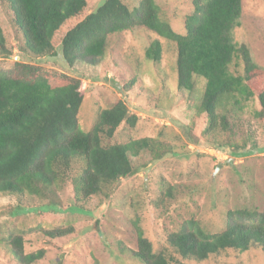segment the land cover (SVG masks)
Segmentation results:
<instances>
[{"label":"rangeland","instance_id":"374dc122","mask_svg":"<svg viewBox=\"0 0 264 264\" xmlns=\"http://www.w3.org/2000/svg\"><path fill=\"white\" fill-rule=\"evenodd\" d=\"M87 2L89 14L104 0ZM141 2L123 0L130 9ZM154 2L172 28L184 34L194 0ZM0 26L11 51L8 57L0 56L1 67L34 64L81 80L84 101L79 125L83 131L92 130L102 110L124 101L138 123L135 128L122 124L113 138H104V145L152 138L164 146L158 150L160 160L148 151L132 157L139 174L121 179L108 199L91 198L83 210L73 205L67 189L57 196V205L29 194H0V264H18L9 243L15 236L24 238L26 254L45 252L34 264H141L132 254L137 250L139 230L160 252L168 233L178 231L187 219L195 218L209 232L218 233L225 230L230 210L264 211V125L256 99L230 116L231 131L201 138L207 126L199 109L206 81L195 77L194 90L178 88L173 42L138 27L111 35L102 57L86 58L66 68L61 55L39 57L25 50L7 0H0ZM233 39L247 46L253 61L264 70V0H242L240 26ZM156 40L162 44L159 62L146 57ZM57 51L61 54L60 48ZM239 71L243 73V66ZM225 144L229 146L219 147ZM249 150L254 151L249 156L232 155ZM57 228L73 231L56 239L43 232ZM178 264H264V254L252 248Z\"/></svg>","mask_w":264,"mask_h":264},{"label":"trees","instance_id":"16d2710c","mask_svg":"<svg viewBox=\"0 0 264 264\" xmlns=\"http://www.w3.org/2000/svg\"><path fill=\"white\" fill-rule=\"evenodd\" d=\"M7 1L25 50L39 57L61 55L66 68L86 58L102 57L111 35L138 27L173 42L178 88L194 90L195 77L206 81L199 109L207 126L204 122L201 138H217L231 131L230 116L242 112L251 99L258 101V117L264 125V70L253 61L248 47L233 39L240 26L242 0H194L184 34L177 33L162 17L154 0H142L134 9L123 0H104L89 14L87 0ZM10 54L0 26V56ZM161 56L162 44L156 40L146 57L159 62ZM81 86L80 79L58 69L19 62L10 69L0 66V194H29L57 205V196L67 189L73 205L83 210L91 198L108 199L121 179L139 174L132 157L148 151L155 159L162 158L158 150L164 146L152 138L104 145V138H113L122 124L135 128L138 123L124 101L102 110L92 130L83 131L79 125L84 101ZM225 146L229 145L219 147ZM253 152L232 155L245 157ZM71 231L57 228L43 232L56 239ZM9 243L18 264H34L45 254L43 250L26 254L22 236ZM164 243L163 250L155 251L139 230L133 257L141 264H178L252 248L264 254V211L230 210L225 230L218 233L190 218L178 231L169 232Z\"/></svg>","mask_w":264,"mask_h":264},{"label":"built area","instance_id":"2783aa9c","mask_svg":"<svg viewBox=\"0 0 264 264\" xmlns=\"http://www.w3.org/2000/svg\"><path fill=\"white\" fill-rule=\"evenodd\" d=\"M213 150H215V149H213ZM216 151H218V150H215V152H216ZM218 154H220V151H218Z\"/></svg>","mask_w":264,"mask_h":264}]
</instances>
